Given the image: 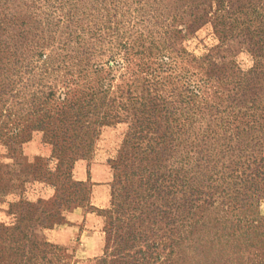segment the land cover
I'll use <instances>...</instances> for the list:
<instances>
[{
  "label": "trees",
  "instance_id": "1",
  "mask_svg": "<svg viewBox=\"0 0 264 264\" xmlns=\"http://www.w3.org/2000/svg\"><path fill=\"white\" fill-rule=\"evenodd\" d=\"M205 29L219 43L198 54L190 44ZM240 52L253 59L247 70ZM122 124L111 207L101 211L104 264L171 263L186 241L211 236L216 248L243 230L239 246L252 233L264 252V0H0L6 154L40 132L68 171L90 160L105 127ZM62 192L59 209L80 201ZM20 210V225L0 226L11 240L20 233L15 264H76L48 242L35 262L21 226L49 229L57 213Z\"/></svg>",
  "mask_w": 264,
  "mask_h": 264
},
{
  "label": "rangeland",
  "instance_id": "2",
  "mask_svg": "<svg viewBox=\"0 0 264 264\" xmlns=\"http://www.w3.org/2000/svg\"><path fill=\"white\" fill-rule=\"evenodd\" d=\"M198 36L200 42L199 40H193L190 44L191 49L196 50L198 54L205 53V46L210 48L219 43L211 29L201 31ZM237 55V60L242 68L247 70L251 67L253 59L247 52H240ZM8 98L9 96L5 97V99ZM126 129L124 124L115 127H105L95 143V149L90 160H78L68 171L65 170L66 166L60 167L59 161L53 158V147L40 132H34L31 140L24 144L22 150L14 157L12 155L8 156L5 150L0 147V226L12 229L17 224L20 225V207L26 203L46 208L54 207V212L57 213L58 220L49 229L40 227L37 224L38 222L29 224L31 228L25 227V223L21 226L22 236H27V239L22 241L21 245H25L29 252H35V262H42L41 258L43 254L40 251L44 243L53 244L48 240L46 232L59 229L65 225L67 222L65 214L68 211L82 208L102 216V210L92 206V183L85 182L84 186L76 188L75 185L69 183L68 178H65L63 173H68L70 181L77 183L80 182L77 174L78 166L83 164L82 166L85 168L86 165L90 166L95 161L101 163L107 162L112 174V181L110 183L112 194L114 170L111 161L113 162L118 156ZM4 165H9V168H5ZM49 170L52 171V175H49ZM65 188L69 192L79 194L80 201L65 203V205L63 203V206L59 209L58 206H54V202L61 198L62 191ZM64 196L67 198V193ZM260 210L264 215V203ZM61 214L62 216H60ZM102 218L104 221L103 231L105 232L106 218L103 216ZM243 232L244 230L233 238L223 239L221 245L216 246V248H213L209 244L211 236L204 238L199 245H195L194 247H189L190 242L186 241V244L182 245L181 248H175L173 262L164 264H264V252H258L260 250V243L256 245L260 240L254 239L252 233L246 235L242 242L244 245L239 246L238 239L244 236L242 235ZM163 234L164 231L161 232L160 237ZM19 235L20 233L16 232V236ZM16 236L13 240L5 235L0 236V264H15L19 261V258L17 260L13 251L14 247L20 245ZM104 236V254L95 259L88 260L82 255H77L75 246L73 245L70 248L64 247L74 256L71 262L76 264H104L101 259L104 258L106 253V232ZM187 239L188 236L186 235L183 240ZM16 240L18 242H15ZM110 246L112 247V243H110ZM162 258H167V254H162Z\"/></svg>",
  "mask_w": 264,
  "mask_h": 264
},
{
  "label": "crops",
  "instance_id": "3",
  "mask_svg": "<svg viewBox=\"0 0 264 264\" xmlns=\"http://www.w3.org/2000/svg\"><path fill=\"white\" fill-rule=\"evenodd\" d=\"M82 165L78 166V180L92 183V206L101 210L110 208L112 174L107 162L95 161L85 168ZM65 217V225L46 232L48 240L66 248L73 245L77 255H82L88 260L102 256L105 249L102 216L75 208L68 211Z\"/></svg>",
  "mask_w": 264,
  "mask_h": 264
}]
</instances>
